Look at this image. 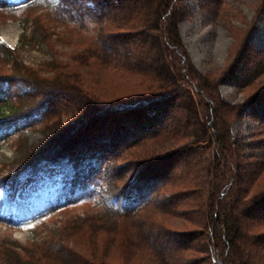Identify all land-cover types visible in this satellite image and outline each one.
<instances>
[{
    "label": "trees",
    "instance_id": "1",
    "mask_svg": "<svg viewBox=\"0 0 264 264\" xmlns=\"http://www.w3.org/2000/svg\"><path fill=\"white\" fill-rule=\"evenodd\" d=\"M182 1L80 0L74 7L68 0H0V7L11 10L39 5L97 25L94 47L86 51L130 77L123 84L118 77L110 81L123 85L127 100L87 110V120L101 119L102 127L91 123L70 139L77 129L72 124L70 133L44 142L46 152L19 172L0 177V192L12 189L8 198L13 205L23 183L49 167L55 207L91 200L105 211L93 215L91 224L83 218L34 237L22 253L15 245H1L0 264H264V153L240 152L230 118L240 105L224 101L217 80L192 63L179 30ZM208 1L214 10L220 6L219 0ZM28 38L45 40L38 34ZM0 49L17 61L15 47L0 43ZM26 77L41 95L49 92L51 97L16 107L7 96L9 80L0 79V143L42 118L58 96L84 91L73 76L66 85L44 86L22 74L17 83ZM263 94L261 89L250 100ZM148 139L152 146L135 159L138 168L131 181L113 191L108 177L114 166L107 165V158L119 156L127 146H145ZM7 201H0V209ZM179 207L186 209L181 213ZM179 214L194 228L173 229L170 220ZM0 221L16 222L13 215L1 213ZM67 234L86 237L96 250L114 245L117 253L106 257L81 251L79 244L67 241Z\"/></svg>",
    "mask_w": 264,
    "mask_h": 264
},
{
    "label": "rangeland",
    "instance_id": "2",
    "mask_svg": "<svg viewBox=\"0 0 264 264\" xmlns=\"http://www.w3.org/2000/svg\"><path fill=\"white\" fill-rule=\"evenodd\" d=\"M207 1H182L185 14L179 21V30L194 66L199 72L217 80V89L224 101L240 105L239 112L230 116L231 133L240 145V152L258 157L264 153V114L259 111L262 100L264 104V94L250 99L264 89V0H219L220 6L215 10L214 4ZM68 2L74 7L80 5V0ZM97 27L90 22L82 24L75 13L65 15L39 5L18 10L0 7V43L9 48L15 47L18 58L13 63L7 59L6 50L0 49V79L9 80L7 96L16 107L51 97L49 92L41 95L42 90L29 83L27 77L21 80L22 84L17 83L16 77L22 74H29L31 79L44 86L66 85L73 76L79 84L75 86L84 90L76 95L70 92L66 96H58L56 103L43 113L42 118L12 134L8 140L1 141L0 177L19 172L29 160L46 152L42 149L44 142L52 136L70 133L72 124L77 129L75 135L70 133V139L79 137L91 123L94 127H102L104 123L101 119L92 122L94 118L90 119L91 116V121L87 120V110L91 105L127 100L129 95L121 92L120 87L130 77L86 51V48L94 47L92 42L96 40ZM21 33H24L22 37ZM32 34L45 36L44 42L29 40ZM113 77H118L122 84L110 83ZM53 99L56 100V96H52V102L55 101ZM84 117L86 119L83 120ZM151 142L152 139H148L145 146H127L119 152V156L107 158V165L114 166V173L108 177L113 191L120 190L131 181L138 168L135 159L152 146ZM49 172L48 167L39 176H30L23 183L13 205L9 204L8 198L12 189L1 188L0 201H7V198L8 201L3 204L0 213L13 215L16 222L11 226L0 221V247L15 245L13 248L22 253L21 248L33 242L34 237L46 236L55 227L61 229L65 225H76L83 218L91 224L94 222L93 215L105 211L92 204L91 200L55 207L57 202L53 197L56 190L49 181L53 172ZM159 194H164V191L160 190ZM178 209L182 213L186 208ZM170 221L173 229L185 230L195 226L181 214L173 216ZM67 241L79 244L77 249L94 252L96 256L108 257L117 253L114 245L97 247V250L89 248L86 237L80 239L72 235Z\"/></svg>",
    "mask_w": 264,
    "mask_h": 264
},
{
    "label": "bare ground",
    "instance_id": "3",
    "mask_svg": "<svg viewBox=\"0 0 264 264\" xmlns=\"http://www.w3.org/2000/svg\"><path fill=\"white\" fill-rule=\"evenodd\" d=\"M6 33V32H5ZM6 36V35H5Z\"/></svg>",
    "mask_w": 264,
    "mask_h": 264
}]
</instances>
